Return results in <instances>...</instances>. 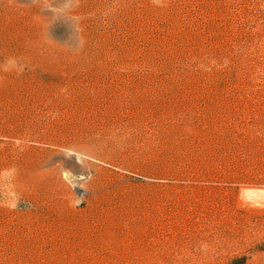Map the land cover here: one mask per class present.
Returning <instances> with one entry per match:
<instances>
[{
    "label": "rangeland",
    "instance_id": "374dc122",
    "mask_svg": "<svg viewBox=\"0 0 264 264\" xmlns=\"http://www.w3.org/2000/svg\"><path fill=\"white\" fill-rule=\"evenodd\" d=\"M0 264H264V0H0Z\"/></svg>",
    "mask_w": 264,
    "mask_h": 264
}]
</instances>
